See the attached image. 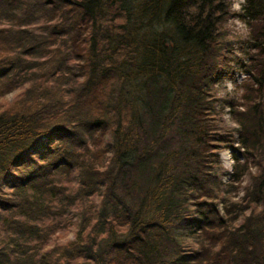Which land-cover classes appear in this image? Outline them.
Returning <instances> with one entry per match:
<instances>
[{
	"label": "trees",
	"instance_id": "trees-1",
	"mask_svg": "<svg viewBox=\"0 0 264 264\" xmlns=\"http://www.w3.org/2000/svg\"><path fill=\"white\" fill-rule=\"evenodd\" d=\"M234 17L252 39L237 104L215 90L241 64ZM15 89L0 264H264V0H0V97Z\"/></svg>",
	"mask_w": 264,
	"mask_h": 264
},
{
	"label": "rangeland",
	"instance_id": "rangeland-1",
	"mask_svg": "<svg viewBox=\"0 0 264 264\" xmlns=\"http://www.w3.org/2000/svg\"><path fill=\"white\" fill-rule=\"evenodd\" d=\"M232 4V10L234 12H241L244 3L246 0H228ZM228 28L231 31V34L235 36V40L232 44L233 54L237 57L241 64H237L235 62L230 63L227 69V72H230L232 75V79L224 80L215 85V90L217 96L221 97L224 100L234 101L235 104L240 103L241 97L244 93L247 92V88L245 89V84L251 82V76L245 72L242 65H246L250 62L248 50L251 46V34L250 27L239 18H232L228 22ZM244 86V87H243ZM20 89H15L8 92L5 95V98L0 97V102L4 105L6 103L11 102L20 92ZM218 109H221L218 104ZM242 111V108L240 107ZM224 121L225 125L229 127H236V124L231 120L229 115V108L224 109ZM220 157V166L222 171L225 172L226 175L223 176V181L225 183L230 184L231 174L234 171V166L236 163L235 158H239L242 162L244 161L243 151L239 149V144H236L234 148L221 150L219 152ZM256 169H251V172H255ZM250 176L246 175L241 178V181L235 183L236 190H234L233 196L234 200H239L244 194V188L249 184ZM62 240L72 239L74 237L73 229L69 232H61L58 234Z\"/></svg>",
	"mask_w": 264,
	"mask_h": 264
}]
</instances>
